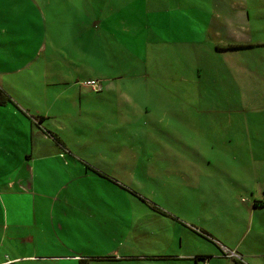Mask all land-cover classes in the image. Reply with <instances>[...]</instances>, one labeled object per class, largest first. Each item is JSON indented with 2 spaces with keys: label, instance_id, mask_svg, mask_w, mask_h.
Segmentation results:
<instances>
[{
  "label": "rangeland",
  "instance_id": "1",
  "mask_svg": "<svg viewBox=\"0 0 264 264\" xmlns=\"http://www.w3.org/2000/svg\"><path fill=\"white\" fill-rule=\"evenodd\" d=\"M233 1L229 13L233 22L224 17V30L228 27L235 43H264V0ZM203 4L207 9L203 19L208 22L212 4L205 0ZM145 27L143 37L149 34ZM194 48L187 45V58L180 54L174 59L176 65L165 59L176 70H164L168 65L156 59L149 60L144 70H132L133 64L141 69L144 65L130 59L128 70H70L78 75L73 79L92 75L104 80L122 72V78L111 80L123 82L129 96L125 120L112 109L100 113L99 106L115 102L116 96L115 90L102 93L104 100H98L83 137L85 145L69 140L75 148L94 152L88 156L92 163L118 180L89 169L96 186L85 190V195L96 199V255L116 245V238L100 234L110 227L126 230L133 248L144 256L187 255L200 244V251L210 255L208 264H264V208L253 207L254 200L264 201V45L232 51H213L210 44L207 50ZM26 72L17 75L18 86H11L9 92L22 112L40 110L50 101H71L54 100L52 88L58 87L50 85L52 78L45 85L38 70ZM43 84L46 92L41 90ZM68 110L48 109L54 118L49 124L56 126L55 117L62 120ZM75 196L82 197L83 190ZM175 218L209 231L222 249L203 238L187 247V232H174ZM2 222L1 207V230ZM117 230L112 233L119 235ZM176 234L183 235V244ZM95 264H194V259Z\"/></svg>",
  "mask_w": 264,
  "mask_h": 264
},
{
  "label": "crops",
  "instance_id": "2",
  "mask_svg": "<svg viewBox=\"0 0 264 264\" xmlns=\"http://www.w3.org/2000/svg\"><path fill=\"white\" fill-rule=\"evenodd\" d=\"M203 1L0 0V86L9 93L11 86H18L19 73L38 70L45 85L47 78H52L50 85L58 87L52 88L54 100H71L68 104L50 101L48 106L47 102L40 103V110L23 108L22 112L19 102L9 93L14 103L0 105V208L4 210L0 264H95L142 258L194 259V264H201L204 259L198 256L210 259V255L200 251V244L194 245L187 255H140L126 230L110 227L105 229L106 234H100L116 238V245L96 255V199L85 195L87 189L96 186L89 169L118 180L92 163L88 156L94 152L75 148L69 141L72 138L80 146L85 145L83 137L89 119L100 105L98 100H104L102 93L115 90L116 96L115 102L99 106L100 113L112 109L125 120L129 97L123 82L111 80L122 78V72L104 80L92 75L73 79L78 75L70 70H128V59L144 65L141 69L133 64L132 70H144L155 59L168 65L164 70H176L165 59L174 63L180 54L187 58V45L193 49L196 46V50H207L208 44L214 47L213 51L233 50L219 49L218 45L236 42L234 35H228V27L224 30L222 21L227 16L226 20L233 22L229 13H233L234 1L228 0L224 5L225 0H205L212 4L208 6V22L203 19L207 10ZM145 26L149 29L147 37H143ZM138 42H143V47ZM97 60L105 63L98 65ZM119 63L123 67L117 66ZM91 79L100 81V90L84 84ZM45 85L41 90L45 91ZM59 106L69 110L62 120L55 117L56 126L50 125L54 118L48 109ZM80 190L83 196H75ZM70 191L72 196H68ZM256 201L253 207L264 208L260 199L258 205ZM10 217L12 222L8 221ZM175 219L174 232H187V247L203 238L222 249L223 244L219 246L211 240L209 231ZM116 230L119 235L112 233ZM175 236H180L183 244V235Z\"/></svg>",
  "mask_w": 264,
  "mask_h": 264
},
{
  "label": "trees",
  "instance_id": "3",
  "mask_svg": "<svg viewBox=\"0 0 264 264\" xmlns=\"http://www.w3.org/2000/svg\"><path fill=\"white\" fill-rule=\"evenodd\" d=\"M257 45H264V43H257V44L230 43V44H227L224 46L218 45V48L219 49H229V48H231V49H244L247 47H254ZM8 103H14V100L12 99L11 95L0 86V105H5ZM259 203H260L259 201H256L255 205H258ZM262 203H264V202H262ZM206 257L207 256H198L199 259H206L207 260Z\"/></svg>",
  "mask_w": 264,
  "mask_h": 264
},
{
  "label": "built area",
  "instance_id": "4",
  "mask_svg": "<svg viewBox=\"0 0 264 264\" xmlns=\"http://www.w3.org/2000/svg\"><path fill=\"white\" fill-rule=\"evenodd\" d=\"M84 84L91 87L94 90H100L101 89L99 80H94V79L87 80L84 82ZM201 264H208V262L206 259H204V261Z\"/></svg>",
  "mask_w": 264,
  "mask_h": 264
}]
</instances>
